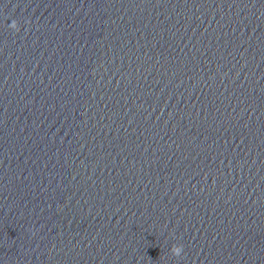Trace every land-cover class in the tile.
<instances>
[{"label":"clouds","instance_id":"clouds-1","mask_svg":"<svg viewBox=\"0 0 264 264\" xmlns=\"http://www.w3.org/2000/svg\"><path fill=\"white\" fill-rule=\"evenodd\" d=\"M8 27L15 31V32H19L20 31V26L18 24V22L16 20H12V22L8 25ZM171 254L175 257H180L181 254L183 253V245L180 244H174L171 249Z\"/></svg>","mask_w":264,"mask_h":264}]
</instances>
